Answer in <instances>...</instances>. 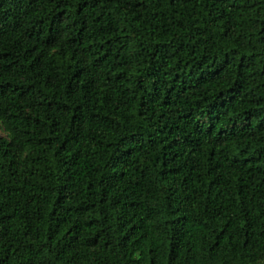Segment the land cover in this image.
Wrapping results in <instances>:
<instances>
[{
    "label": "trees",
    "instance_id": "trees-1",
    "mask_svg": "<svg viewBox=\"0 0 264 264\" xmlns=\"http://www.w3.org/2000/svg\"><path fill=\"white\" fill-rule=\"evenodd\" d=\"M0 264H264V0H0Z\"/></svg>",
    "mask_w": 264,
    "mask_h": 264
}]
</instances>
